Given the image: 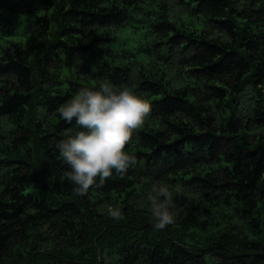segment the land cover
I'll return each instance as SVG.
<instances>
[{"label": "trees", "instance_id": "1", "mask_svg": "<svg viewBox=\"0 0 264 264\" xmlns=\"http://www.w3.org/2000/svg\"><path fill=\"white\" fill-rule=\"evenodd\" d=\"M105 79L154 106L76 195L57 109ZM0 264H264V0H0Z\"/></svg>", "mask_w": 264, "mask_h": 264}, {"label": "clouds", "instance_id": "2", "mask_svg": "<svg viewBox=\"0 0 264 264\" xmlns=\"http://www.w3.org/2000/svg\"><path fill=\"white\" fill-rule=\"evenodd\" d=\"M153 106L149 97L130 86L105 79L97 88H80L57 109L62 120L68 124L74 121L79 126L56 145L74 185V194L86 195L114 171L126 174L137 165L136 156L126 151L125 146L133 131L144 124ZM147 200L155 229L164 230L174 223V191L167 183L154 182ZM108 212L114 219L123 218L116 206L110 205Z\"/></svg>", "mask_w": 264, "mask_h": 264}, {"label": "rangeland", "instance_id": "3", "mask_svg": "<svg viewBox=\"0 0 264 264\" xmlns=\"http://www.w3.org/2000/svg\"><path fill=\"white\" fill-rule=\"evenodd\" d=\"M4 6H5V8H6L9 12L12 11V10H10V9L7 8V5H6V4H5ZM12 13H14V12H12ZM249 93H250V92H249ZM250 97H251V96L246 95V97H245V98H246V101L250 100V99H249Z\"/></svg>", "mask_w": 264, "mask_h": 264}]
</instances>
